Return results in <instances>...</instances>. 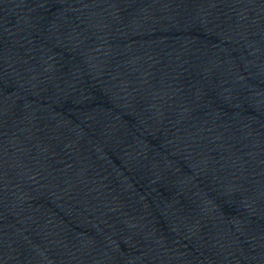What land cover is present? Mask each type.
Segmentation results:
<instances>
[{
	"label": "water",
	"instance_id": "1",
	"mask_svg": "<svg viewBox=\"0 0 264 264\" xmlns=\"http://www.w3.org/2000/svg\"><path fill=\"white\" fill-rule=\"evenodd\" d=\"M0 264H264V0H0Z\"/></svg>",
	"mask_w": 264,
	"mask_h": 264
}]
</instances>
